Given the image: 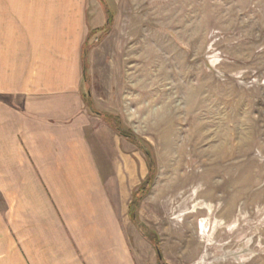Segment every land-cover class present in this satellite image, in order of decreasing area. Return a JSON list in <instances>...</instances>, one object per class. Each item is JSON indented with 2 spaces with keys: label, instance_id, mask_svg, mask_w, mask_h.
<instances>
[{
  "label": "rangeland",
  "instance_id": "374dc122",
  "mask_svg": "<svg viewBox=\"0 0 264 264\" xmlns=\"http://www.w3.org/2000/svg\"><path fill=\"white\" fill-rule=\"evenodd\" d=\"M82 6L105 24L85 39V103L111 130L104 177L135 264H161L157 251L164 264H264V0Z\"/></svg>",
  "mask_w": 264,
  "mask_h": 264
},
{
  "label": "crops",
  "instance_id": "0c3cea01",
  "mask_svg": "<svg viewBox=\"0 0 264 264\" xmlns=\"http://www.w3.org/2000/svg\"><path fill=\"white\" fill-rule=\"evenodd\" d=\"M84 0H0V264H135L82 71ZM97 31V32H98Z\"/></svg>",
  "mask_w": 264,
  "mask_h": 264
},
{
  "label": "trees",
  "instance_id": "16d2710c",
  "mask_svg": "<svg viewBox=\"0 0 264 264\" xmlns=\"http://www.w3.org/2000/svg\"><path fill=\"white\" fill-rule=\"evenodd\" d=\"M107 13V23L106 25L108 26L110 24V21H111V17L108 13V11L106 12ZM97 32V30H90L89 33L87 34V37H90L93 33ZM86 41V40H85ZM88 48H86V45H85V42H84V45H83V52H82V71H83V77L85 79L86 82H88V76H87V73H86V51H87ZM86 102L88 105H91V102L89 100V98H86ZM115 128L117 129V131H120V125H119V122L118 120H116V125H115ZM132 139L135 140V138L132 137ZM141 149L144 150L143 152L147 154V157L148 159L150 158V154L148 152V150H146L145 148L143 149V147L141 146V144H139ZM150 164L152 165V163L150 162ZM150 165V171H149V174H148V177L146 179V181L144 183H142L138 190L134 192L133 196L134 197H138L139 195H141L147 188L150 180H151V176H152V172H153V169H152V166ZM157 259L160 261L161 264H164L162 262V257H161V254L159 251H157Z\"/></svg>",
  "mask_w": 264,
  "mask_h": 264
}]
</instances>
